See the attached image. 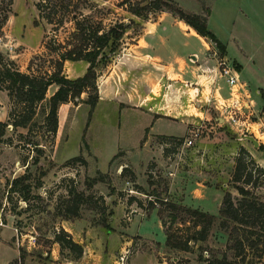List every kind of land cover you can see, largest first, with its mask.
Wrapping results in <instances>:
<instances>
[{
    "label": "rangeland",
    "instance_id": "rangeland-1",
    "mask_svg": "<svg viewBox=\"0 0 264 264\" xmlns=\"http://www.w3.org/2000/svg\"><path fill=\"white\" fill-rule=\"evenodd\" d=\"M37 1L0 0V19L8 4L10 9L0 29V51L21 71L43 74L53 71L57 58L51 47L64 43L74 30L68 16L74 10L69 8L62 25L48 23L39 14ZM173 1L188 12L202 6L201 0ZM77 2L81 3H72ZM202 3L211 12L207 27L221 43L233 24L238 36L254 42L264 38V0ZM82 5L76 12L104 27L117 22L129 25L110 62L98 66V82L109 72L115 57L139 35L143 20L126 10L124 0H87L86 6ZM61 14L59 11L54 19ZM86 67L82 60L65 61L63 74L74 78ZM126 79L121 80L124 94L129 89ZM52 89L47 90L48 95ZM156 95L151 105L158 107L161 95L152 94ZM86 97L87 93H82L79 100L59 106L55 136L35 138L40 150L29 142L24 128L8 126L0 136V264H13L20 258L23 260L18 264H119L124 249L129 250L124 264H206L205 250L208 259L223 253L230 256L227 234L218 226L217 215L223 191L237 195L229 179L244 135L231 132L215 119L218 113L207 101L202 107L209 117L185 127L179 120L156 115L149 107L123 103L122 96L123 100H98L93 108L84 101ZM8 111V97L0 90V121L7 119ZM196 128L199 135L194 143L187 146L182 141L176 150L166 151L158 138L174 134L184 140ZM41 131L39 128L38 133ZM75 157L80 160L72 161ZM125 166L132 169L134 181H129L128 171L121 173ZM97 173L104 176L103 180L90 186ZM23 174L28 178L12 191L13 179ZM76 193L91 199L80 205L78 217L63 219L59 209ZM150 199L156 204L147 211ZM165 200L215 215L207 239L191 242L190 251L167 247L158 215ZM188 226H192V219L181 213L171 231H186ZM61 229L82 246L79 258L55 242ZM259 262L264 264V257Z\"/></svg>",
    "mask_w": 264,
    "mask_h": 264
},
{
    "label": "trees",
    "instance_id": "trees-1",
    "mask_svg": "<svg viewBox=\"0 0 264 264\" xmlns=\"http://www.w3.org/2000/svg\"><path fill=\"white\" fill-rule=\"evenodd\" d=\"M78 1L81 3H72L73 0H38L36 3L39 14L48 23L53 24L62 25L64 16L69 14L67 13L69 8L74 10L68 15L74 26L70 37L64 43H57L50 49L57 54L52 72L43 74L23 72L13 60L0 51V90L6 92L9 100L7 119L0 121V136L5 134L8 126L13 129L24 128L30 137L29 142L35 146L36 150H40L37 147L39 144L37 137L39 135L55 136L58 128V109L61 104L75 101V99L79 100L82 93H87L84 101L92 108L99 100L98 66L107 65L110 62L111 55L116 53L120 40L129 25L117 22L104 27L100 22L93 21L91 17L77 13L76 9L79 8V4H83L82 6L87 4V0ZM124 4L129 13L142 19H147L149 14L158 11H168L183 20L198 35L213 42L220 53L224 52V45L207 27L209 7L205 5H202V12L196 13L183 10L173 0H124ZM8 6L9 4L0 19V29L7 20V13L10 10ZM59 11L62 14L57 17L58 19H54ZM78 60L87 63L82 75L70 78L63 74L65 61ZM52 84H55L57 88L50 96H47V90ZM37 124L41 127L33 131ZM39 128L42 130L40 134L38 133ZM158 138L166 151L176 150L183 141L182 138L176 136L158 135ZM258 149L264 151V144L260 143ZM75 160H80V157L72 159V161ZM124 171L129 172V181H134L132 169L125 166L121 173ZM103 177L101 173H97L96 177L91 178L90 186L97 181H102ZM27 178L28 175L25 174L15 177L10 187L11 190L16 191L18 185H22ZM229 183L237 195H233L229 190L223 191L217 216L218 226L227 234L226 248L230 256L223 253L221 257H210L207 264L258 263L264 257V191L260 190L264 189V168L243 146L239 147L235 157ZM163 185L166 192L167 183L164 182ZM155 194L159 197L160 193ZM134 198L131 197L130 200H135ZM88 199H91L90 195L83 198L81 193L74 194L72 200L63 203L59 214L63 219L78 217L80 205ZM155 204L152 199L148 200L146 210L151 211L155 208ZM161 204L163 208H159L158 215L166 235L165 245L167 247L190 251L191 242L196 243L207 239L209 230L215 221V215L173 201L165 200ZM96 206H91V208ZM181 213L192 219V226H188L186 231H171L172 223ZM165 217H169L170 221ZM55 242L61 248L74 253L76 258L83 253L82 246L73 241L64 229L56 234ZM22 260L23 258L15 259L13 264H18Z\"/></svg>",
    "mask_w": 264,
    "mask_h": 264
},
{
    "label": "crops",
    "instance_id": "crops-1",
    "mask_svg": "<svg viewBox=\"0 0 264 264\" xmlns=\"http://www.w3.org/2000/svg\"><path fill=\"white\" fill-rule=\"evenodd\" d=\"M202 8L195 12H202ZM149 16L142 19L139 35L131 39L113 60L109 72L97 82L99 101L122 96L123 103L149 107L156 115L179 120L185 127L209 117L202 107V102L207 101L210 109L218 113L215 119L231 132L252 135L258 145L264 144V38L254 42L238 36L233 24L229 30L226 28L228 38L222 43L224 52L220 53L213 42L198 35L174 14L158 11ZM210 16L211 12L207 26ZM218 52L234 66L236 84L229 85L218 73ZM125 78L129 88L126 94L121 82ZM51 87L47 96L57 88L52 84L48 90ZM158 93L160 104L152 106V98L158 96L152 94ZM240 146L264 168V152L258 146L247 139Z\"/></svg>",
    "mask_w": 264,
    "mask_h": 264
},
{
    "label": "built area",
    "instance_id": "built-area-1",
    "mask_svg": "<svg viewBox=\"0 0 264 264\" xmlns=\"http://www.w3.org/2000/svg\"><path fill=\"white\" fill-rule=\"evenodd\" d=\"M2 42V38L0 37V43ZM217 70L218 73L223 76L226 80V82L229 85H234L237 83V74L235 72L234 66L232 65V63H230L228 60H226L224 57L222 56H218L217 57ZM198 132L199 129L196 128L194 131L191 130L190 131V135L187 136L184 140H183V145H187L190 146L194 143L195 138L198 137ZM129 250L128 249H124L121 251L120 255H119V259H118V263L119 264H124V262L126 261V259L128 258L127 254H128ZM204 262L207 264L208 262V251H204ZM165 264V263H163Z\"/></svg>",
    "mask_w": 264,
    "mask_h": 264
},
{
    "label": "water",
    "instance_id": "water-1",
    "mask_svg": "<svg viewBox=\"0 0 264 264\" xmlns=\"http://www.w3.org/2000/svg\"><path fill=\"white\" fill-rule=\"evenodd\" d=\"M244 139L249 140L253 146L257 147L258 146V141L252 136V135H244Z\"/></svg>",
    "mask_w": 264,
    "mask_h": 264
}]
</instances>
